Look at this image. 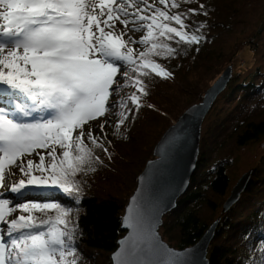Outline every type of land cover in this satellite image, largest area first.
Wrapping results in <instances>:
<instances>
[{
	"label": "snow or ice",
	"instance_id": "snow-or-ice-1",
	"mask_svg": "<svg viewBox=\"0 0 264 264\" xmlns=\"http://www.w3.org/2000/svg\"><path fill=\"white\" fill-rule=\"evenodd\" d=\"M181 2L191 0H0V189L14 194L0 192V264H79L72 209L56 194L78 200V174L102 163L94 150L107 148L84 125L111 111L113 92L135 86L139 95L128 100L138 108L141 95L148 94L144 77L171 76L154 57L174 56L177 49L169 42L176 38L201 40L185 22L197 9L171 11ZM117 22L123 26L119 32ZM129 31L146 34L124 40ZM129 43L143 50L134 53ZM118 62L128 70L121 73ZM119 106L128 110L123 98ZM115 115L119 129L128 117L125 111ZM33 155L38 162L25 159ZM13 168L26 179L6 185ZM136 253L125 250L119 264H144L131 259Z\"/></svg>",
	"mask_w": 264,
	"mask_h": 264
},
{
	"label": "trees",
	"instance_id": "trees-1",
	"mask_svg": "<svg viewBox=\"0 0 264 264\" xmlns=\"http://www.w3.org/2000/svg\"><path fill=\"white\" fill-rule=\"evenodd\" d=\"M237 1L191 0L181 2L179 9H172V12L185 13L197 9L196 14H188L185 22L188 30L201 36V40L192 44L176 43L179 38L170 41L177 49L176 54L154 57L171 73L170 78L154 73L144 77L148 94L141 95L138 108L128 100L133 93L139 95L135 86L127 85L113 92L108 103L115 106L107 113L106 131H95L96 127L90 129L94 136L102 138L101 143L107 148V152L101 148L94 150L102 163L94 165L95 171L78 174L82 189L78 200L61 192L56 194L59 202L72 209L71 219L77 226L79 264H111L110 255L124 235L121 218L135 189L136 178L145 163L153 158L152 149L171 121L176 122L186 108L198 103L204 91L228 65L232 64L236 70L240 66L247 70L253 67L254 52L249 48L251 63L246 66L240 43L224 53H216L212 47L217 37L234 25ZM201 4L203 9H200ZM142 32L135 33L146 34ZM143 47L140 45L139 50ZM255 71L252 79L246 82H239V74H234L226 93H222L224 100L230 101L238 93H256L261 86L253 82L258 75V70ZM119 82L124 84L123 76ZM122 98L128 110L120 108ZM121 111H125L128 118L117 129L119 117L115 113ZM152 130L154 137L144 144ZM223 132L221 121L200 137L196 170L188 188L177 200V207L162 219L159 235L172 248L194 245L220 216L229 186L226 173L229 159L236 149L264 139V111L246 115L233 127L231 134L218 141L217 137ZM85 143L92 147L86 137ZM57 151L59 154L61 150L57 148ZM131 154L135 155L134 159ZM252 170L249 184L238 202L220 217L207 249L208 264H264V148Z\"/></svg>",
	"mask_w": 264,
	"mask_h": 264
},
{
	"label": "water",
	"instance_id": "water-1",
	"mask_svg": "<svg viewBox=\"0 0 264 264\" xmlns=\"http://www.w3.org/2000/svg\"><path fill=\"white\" fill-rule=\"evenodd\" d=\"M232 79V65L218 76L202 94L201 100L189 106L161 135L149 159L136 178L133 193L128 198L121 218L123 237L110 255L111 264H119L121 253L137 249L133 260L144 264H208L207 249L224 215L249 184L253 170L244 172L231 187L217 217L192 246L175 249L159 235L163 217L177 207L193 176L199 155L201 125L217 97Z\"/></svg>",
	"mask_w": 264,
	"mask_h": 264
},
{
	"label": "rangeland",
	"instance_id": "rangeland-1",
	"mask_svg": "<svg viewBox=\"0 0 264 264\" xmlns=\"http://www.w3.org/2000/svg\"><path fill=\"white\" fill-rule=\"evenodd\" d=\"M236 14L234 16L235 22L232 28L229 31H226L220 34L217 39L213 42L212 47L216 53H224L229 51L233 45L241 44V52L244 51L242 58L246 61V66H250L251 63V54L252 51L254 52V59L255 63L253 67L249 70L245 69L244 67L240 66L236 69L232 67V76L234 74H239V82L240 81H249L252 79L253 74L258 70V75L253 78V82L257 86H261L258 91L251 95H242L238 93L233 99L230 101L224 100V94L226 93V89L217 97L215 102L213 103L211 109L206 114L202 125H201V137L205 136V132L212 128L215 123L223 122L224 123V132L218 136V141H221L223 138L231 134L233 127L244 119L246 115L250 114H258L261 111H264V0H238L236 4ZM108 31L109 29H105ZM123 30V26L117 22L116 31L119 32ZM141 34H144L143 32ZM129 37H132L134 40H139L142 36L140 34H136L135 32H127V35L123 37L124 40H128ZM130 47L134 49V53H138L140 49V44L138 43H129ZM252 50H250V49ZM250 56V58H249ZM119 66L121 67V73L124 69L128 68L124 65L123 62H120ZM232 65V64H230ZM124 69H122V67ZM224 68L220 74L225 70ZM219 74V75H220ZM218 75V76H219ZM122 75L118 74L117 79L120 81V77ZM216 77V79L218 78ZM215 79V80H216ZM215 80L210 84L212 85ZM232 83V82H231ZM229 84V83H228ZM209 85V86H210ZM223 96V97H222ZM187 109V108H186ZM107 119V113L103 117H98L96 120L89 121L87 124L84 125V130H90L96 127L95 131H100L99 126L104 124ZM175 123L171 121V124ZM106 124L104 127V131H106ZM154 130L151 131L149 137L146 138L144 144H148L154 135H152ZM98 133V132H97ZM92 134L94 132L92 130ZM163 134V133H162ZM161 134V135H162ZM75 135V133H74ZM161 137V136H160ZM159 137V138H160ZM264 148V139L256 142V143H249L248 145L236 149L232 154L231 158L229 159V165L227 167V176L229 179V186L227 192L225 194V199L229 195V191L231 187L235 184L237 179L242 175L244 172L252 169L259 156L263 152ZM38 152L41 154H45L46 152L43 149H38ZM58 153V151H57ZM134 159L135 155L131 154ZM25 159H33L35 162H38L39 158L36 155L26 157ZM47 162V156H46ZM135 166V165H134ZM133 166V167H134ZM13 175L7 176L5 183L6 185H10L11 183L19 180V179H26L22 176L18 169H12ZM39 175V173H35ZM0 192H5L4 189H0ZM38 190H32V197L36 198ZM123 195V194H122ZM5 196L7 197H14V194L10 192H5ZM219 210V215H220ZM20 213H14L9 219L15 218L16 215ZM26 215V213H25ZM35 215L39 216L40 213L36 212ZM4 225L0 224V228H3ZM162 239V238H161ZM163 240V239H162ZM165 240V239H164ZM163 240V241H164ZM165 242V241H164ZM166 243V242H165Z\"/></svg>",
	"mask_w": 264,
	"mask_h": 264
}]
</instances>
